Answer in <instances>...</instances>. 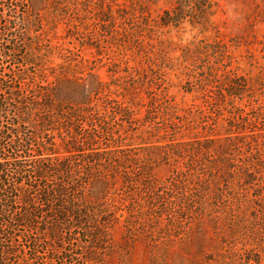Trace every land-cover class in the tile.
Here are the masks:
<instances>
[{
  "label": "trees",
  "instance_id": "16d2710c",
  "mask_svg": "<svg viewBox=\"0 0 264 264\" xmlns=\"http://www.w3.org/2000/svg\"><path fill=\"white\" fill-rule=\"evenodd\" d=\"M221 1L0 0V264L160 263L205 224L264 264V0L237 36Z\"/></svg>",
  "mask_w": 264,
  "mask_h": 264
},
{
  "label": "rangeland",
  "instance_id": "374dc122",
  "mask_svg": "<svg viewBox=\"0 0 264 264\" xmlns=\"http://www.w3.org/2000/svg\"><path fill=\"white\" fill-rule=\"evenodd\" d=\"M151 9L158 12L171 6L172 0H150ZM221 5L215 10L216 14L213 20L219 25L222 33L228 36L240 35L246 23L247 6L245 0H223ZM181 28H169L170 35L177 39L178 36L185 41L191 40L194 36L202 37L213 34L211 31L203 33L200 29L194 28L189 22L182 25ZM165 169L158 172L159 176H164ZM177 237L185 238L183 241L176 240L173 245L167 261L155 263L151 257L142 249L134 253V262L136 264H239L237 257L233 253L237 249L230 246H219L231 230L226 228L216 229L214 227L200 226L194 230H177ZM174 233V232H173Z\"/></svg>",
  "mask_w": 264,
  "mask_h": 264
}]
</instances>
